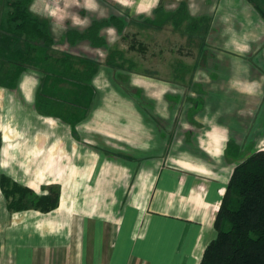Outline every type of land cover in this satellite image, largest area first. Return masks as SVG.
<instances>
[{"label":"crops","instance_id":"obj_1","mask_svg":"<svg viewBox=\"0 0 264 264\" xmlns=\"http://www.w3.org/2000/svg\"><path fill=\"white\" fill-rule=\"evenodd\" d=\"M68 1L80 6V20L63 21L57 5ZM209 1L29 0V13L54 39L52 59L69 54L97 71L89 85L43 83L37 69L22 71L13 86L0 83V177L35 195L60 187L58 207L47 212L10 210L0 187V264L200 263L235 166L244 152L264 149V18L249 0H238L241 19L229 0H214L212 10ZM183 8L188 22L211 20V42L200 38L206 50L163 77L126 73L134 92L107 65L125 36L114 25L99 30L105 46L67 38L111 16H127V29L163 30L175 24L165 16ZM21 97L36 117L25 129L10 123L21 117L8 109ZM42 100L49 109L37 108ZM14 168L22 177L4 171Z\"/></svg>","mask_w":264,"mask_h":264},{"label":"trees","instance_id":"obj_2","mask_svg":"<svg viewBox=\"0 0 264 264\" xmlns=\"http://www.w3.org/2000/svg\"><path fill=\"white\" fill-rule=\"evenodd\" d=\"M249 1L264 18L260 3ZM28 2L0 0V83L13 86L22 71L37 69L44 75L43 83L55 79L58 83L78 81L89 85L97 64L79 61L69 54L58 55L53 60L50 52L54 39L48 26L29 13ZM183 11L184 8L165 18H171L177 27L180 20L176 19ZM3 14L7 15L4 25L1 23ZM159 20V24L164 21L161 17ZM122 23L121 18L111 16L107 20L93 21L85 32L69 30L67 38L71 43L90 39L95 45H104L105 42L98 38L99 30L111 24L123 33ZM111 50L107 64L118 69L120 66L116 65L115 58L118 53L121 56V50ZM81 63L85 64L80 67ZM41 93L44 95L42 89ZM39 106L49 107L43 100L39 101ZM0 187L12 211L35 208L47 212L59 204L60 187L57 185L48 186L45 194L35 195L31 188L1 175ZM215 226L216 237L205 248L199 264H264V149L253 151L235 166Z\"/></svg>","mask_w":264,"mask_h":264},{"label":"rangeland","instance_id":"obj_3","mask_svg":"<svg viewBox=\"0 0 264 264\" xmlns=\"http://www.w3.org/2000/svg\"><path fill=\"white\" fill-rule=\"evenodd\" d=\"M225 1V0H221ZM260 3V5L264 8V0H256ZM66 2V1H65ZM210 2V10H212V7L214 5V0L209 1ZM234 4L233 9H240L243 7V5L239 4L238 0H229L228 4ZM67 7L62 4H58V11L61 13L63 21L64 18L70 17L73 18V20H80L81 16L78 15L79 11V5L73 6L71 8V5L68 1ZM62 6V7H61ZM229 7V6H228ZM230 8V7H229ZM232 10V9H231ZM222 11V10H221ZM245 13L244 9L236 13V16H239V19L243 17V14ZM5 15V19H6ZM123 17V18H122ZM122 25L126 22L127 16H122ZM177 18V17H176ZM238 19V20H239ZM176 20H180L181 27L179 28V31L174 29V24H165L163 26V30H155L153 28H140L137 26H132L131 28H124L123 34L124 37H121V41L117 42L115 49L121 50V56L120 54H116L115 61H117L116 65L120 66L116 72L113 71V75L115 80L120 83L121 85H124V88L128 91H135V86L126 87V77L123 75H127L126 73L131 74H142L152 77H163L162 71L169 66H172L173 64H176L178 60H184L187 63L192 64L194 60L198 57L195 54H199V49L202 48L205 49V44L199 46V39L205 37L208 39L209 42L211 37L209 36V30L210 27L209 22H211L210 19L197 21L195 24L194 22H188L187 20L183 19L182 14L179 13V17ZM128 21V20H127ZM173 22V21H172ZM201 23V24H200ZM135 25V24H134ZM196 25V26H194ZM82 26H84L82 24ZM194 26V27H192ZM190 27V28H189ZM198 27V28H197ZM213 27H215L213 25ZM191 28H196V30H192ZM194 32V33H193ZM105 33L108 34V31H105ZM115 30L109 31V34H115ZM180 35V36H179ZM213 38V37H212ZM202 41V40H201ZM200 41V42H201ZM182 42V43H181ZM206 42V41H205ZM71 43V42H70ZM207 43V42H206ZM73 44V43H72ZM68 47V50L71 49L70 46H68V43L63 45ZM103 46V45H102ZM105 46V44H104ZM70 47V48H69ZM114 48V47H113ZM208 48V47H207ZM74 51H76V47L72 48ZM206 50V49H205ZM112 52V50L109 51V54ZM205 54V53H204ZM78 55V54H77ZM79 56V55H78ZM109 56V55H108ZM80 61L81 59L78 58ZM85 63H81V66H83ZM108 65V64H107ZM189 67V66H188ZM192 69L191 67H189ZM167 75V73L165 74ZM172 77V75H170ZM25 79V77H24ZM23 80V79H22ZM26 80V79H25ZM145 91L142 89V92L138 93L139 97H143L142 99V106L145 107ZM32 104L24 101L23 98L16 100L14 103L8 104L9 111L15 115L20 114L21 119L16 122H10L12 125H15V127L20 129L27 128L31 123H35L36 117L35 113L33 111L34 106L32 108ZM41 107V106H39ZM46 106L43 108V111L46 110ZM22 112L25 113V116L22 115ZM62 115V114H61ZM15 123V124H14ZM25 124V125H24ZM28 147L29 144L25 143ZM262 148H264V142H262L261 145ZM252 149L249 151L244 152V156L249 155L252 153ZM4 171H14L16 173V176H21V169H15L14 170H4ZM49 185L42 186V190L40 194H45L44 192L47 191ZM28 187V186H27ZM30 188V187H29ZM32 189V188H31ZM33 190V189H32Z\"/></svg>","mask_w":264,"mask_h":264}]
</instances>
